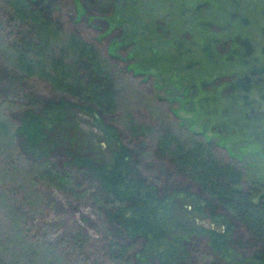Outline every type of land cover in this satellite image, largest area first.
Returning a JSON list of instances; mask_svg holds the SVG:
<instances>
[{
  "label": "trees",
  "instance_id": "1",
  "mask_svg": "<svg viewBox=\"0 0 264 264\" xmlns=\"http://www.w3.org/2000/svg\"><path fill=\"white\" fill-rule=\"evenodd\" d=\"M3 3L8 26L16 23L21 28L12 30L13 40L7 44L17 64L8 70L6 80L11 94L19 97L17 129L33 161V167L24 174L47 189L44 204L54 214H63L65 208L52 191L81 197L83 193L76 191L78 184L69 169L89 171L97 182L90 198L101 215L105 258L110 264H178L187 258L181 241L189 237L201 241L221 264H264L262 181L249 179L237 162L217 157L213 143L199 132H184L178 138L166 124L159 126L151 118L137 120L115 90V82L103 69L105 61L95 47L76 30L64 31L60 15L54 11V0ZM205 8L207 3L193 5L191 18L207 11ZM238 19L246 24L244 18ZM168 23L157 21V27L167 31ZM186 35L182 33V41L187 46L177 43L183 48L178 54L189 56L194 42ZM61 36L67 41L62 42ZM200 52L212 63L235 57L249 65L246 73L228 76L224 83L222 77L202 81L201 87L223 84L225 94H237L247 106L252 104L248 97L252 89L264 91L260 77L264 70L252 57L254 45L248 37L236 33L205 40ZM32 79L44 86V93L22 87ZM116 106L126 110L127 135L147 139L151 155L163 165L157 167L161 186L148 184L133 172L131 148L122 143L111 122ZM79 122L90 129L85 130ZM64 125L71 127L67 133L75 139L72 148H63L65 162L57 168L50 161L57 143L53 133L61 134ZM95 135L105 150L99 157L93 153ZM181 183L192 188L179 189L177 184ZM176 200L186 202L188 210L174 207ZM202 219L217 222L219 228L205 227ZM74 230L69 242L83 251L89 238L81 229ZM20 246L21 251L26 250L25 244ZM0 264H7L1 255Z\"/></svg>",
  "mask_w": 264,
  "mask_h": 264
},
{
  "label": "rangeland",
  "instance_id": "2",
  "mask_svg": "<svg viewBox=\"0 0 264 264\" xmlns=\"http://www.w3.org/2000/svg\"><path fill=\"white\" fill-rule=\"evenodd\" d=\"M3 2L0 0V255L7 264H110L105 258L101 215L90 198L97 190L93 174L69 169L78 184L76 191L83 193L81 197L52 191L65 208L63 214H54L44 204L47 189L24 174L33 167V161L17 129L19 97L11 94L6 80L8 70L17 64L7 44L13 40L12 30L21 28L16 23L8 26ZM201 2L207 3V11L191 18L190 8ZM54 4L64 31L76 30L95 47L105 61L103 69L115 82V90L137 120L151 118L159 126L166 124L177 137L184 132L201 133L213 143L217 157L237 162L249 179L264 184V91L252 89L248 94L252 104L247 106L237 94H225L223 84L200 85L219 77L224 83L228 76L249 70V65L235 57L212 63L200 52L205 40L227 34L241 33L252 40V57L264 70V0H54ZM181 8L185 12L180 13ZM238 17L246 20L244 26ZM157 21H169L165 26L169 30L159 29ZM184 32L186 39L194 42L189 56L178 54L183 50L179 44L187 46L182 41ZM61 41L67 38L61 36ZM260 77L264 81V75ZM29 86L40 93L45 91L37 79L22 87ZM114 111L111 122L122 143L131 148L133 172L148 184L161 186L157 167L163 165L151 155L150 142L127 135L126 110L116 106ZM70 129L64 125L61 134L53 133L57 143L50 161L57 168L65 162L63 148L73 146L75 138L67 133ZM92 140L95 156L104 155L103 142L96 135ZM177 187L192 188L182 183ZM176 201L174 207L188 210L186 202ZM201 222L205 227L219 228L212 220ZM76 228L89 238L83 251L69 242ZM21 243L26 250L21 251ZM181 245L188 254L178 264H221L199 240L184 238Z\"/></svg>",
  "mask_w": 264,
  "mask_h": 264
}]
</instances>
